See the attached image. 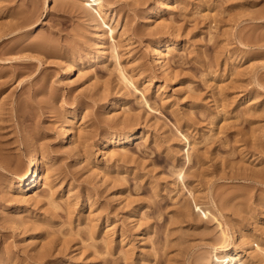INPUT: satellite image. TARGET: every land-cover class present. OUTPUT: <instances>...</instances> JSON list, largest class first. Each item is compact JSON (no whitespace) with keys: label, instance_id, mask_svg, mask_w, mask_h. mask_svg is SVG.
<instances>
[{"label":"rangeland","instance_id":"obj_1","mask_svg":"<svg viewBox=\"0 0 264 264\" xmlns=\"http://www.w3.org/2000/svg\"><path fill=\"white\" fill-rule=\"evenodd\" d=\"M225 249L264 264V0H0V264Z\"/></svg>","mask_w":264,"mask_h":264},{"label":"bare ground","instance_id":"obj_2","mask_svg":"<svg viewBox=\"0 0 264 264\" xmlns=\"http://www.w3.org/2000/svg\"><path fill=\"white\" fill-rule=\"evenodd\" d=\"M101 9L103 10L104 7H101ZM139 136L140 133L138 131H133L130 134L123 137L122 143H129L139 138ZM62 140L69 141V136L67 135V131L65 129L63 131ZM40 163H41L40 159L37 156H33L24 174L21 175L23 189H24L23 191L25 196L30 195L31 192L35 191L37 188L40 187L39 179L42 177ZM203 212L206 214V216L208 214H211V210L209 208L203 209ZM225 246L226 245H221L219 247H225ZM225 250L226 252L222 253V255L215 256L217 264H248L246 261H243L242 253L237 249H233V250L225 249Z\"/></svg>","mask_w":264,"mask_h":264}]
</instances>
